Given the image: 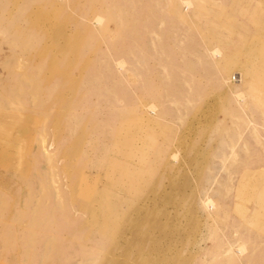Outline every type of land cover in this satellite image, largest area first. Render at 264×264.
I'll return each mask as SVG.
<instances>
[{
    "label": "rangeland",
    "instance_id": "1",
    "mask_svg": "<svg viewBox=\"0 0 264 264\" xmlns=\"http://www.w3.org/2000/svg\"><path fill=\"white\" fill-rule=\"evenodd\" d=\"M263 61L264 0H0V264H264Z\"/></svg>",
    "mask_w": 264,
    "mask_h": 264
},
{
    "label": "bare ground",
    "instance_id": "2",
    "mask_svg": "<svg viewBox=\"0 0 264 264\" xmlns=\"http://www.w3.org/2000/svg\"><path fill=\"white\" fill-rule=\"evenodd\" d=\"M253 43H254V39H252V41L250 42V45L252 47H253ZM259 47H263V46H259ZM247 48H248V46H247ZM249 50H251V49L246 50V52ZM240 53H241V50H239L237 52L236 51L235 52L230 51V52L224 53V55H221V60H217V61L214 60L213 64L215 67L219 68V71L221 73H225L228 71V69L234 63V59L232 58L231 55L240 54ZM257 53H259V52H257ZM211 54L219 56V52L216 49H214L211 52ZM226 55H228V57H226ZM225 58H226V61H225ZM261 66L262 67H260L259 73H255L253 79H252L253 76H252L251 68L249 66L243 67V72L245 74V78L248 79V81L246 82V85H247L246 88L248 87L250 92H252L254 90L256 85L260 84L262 81L264 82V78L262 75V72L264 71V61L262 62ZM238 100H242V99L239 98ZM149 111L152 112V109H149ZM206 204L208 205L209 203L207 202Z\"/></svg>",
    "mask_w": 264,
    "mask_h": 264
}]
</instances>
